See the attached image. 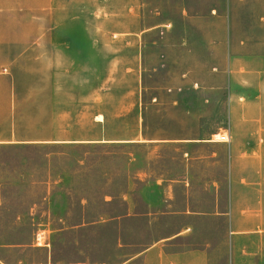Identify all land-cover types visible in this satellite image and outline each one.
<instances>
[{
    "label": "rangeland",
    "instance_id": "rangeland-1",
    "mask_svg": "<svg viewBox=\"0 0 264 264\" xmlns=\"http://www.w3.org/2000/svg\"><path fill=\"white\" fill-rule=\"evenodd\" d=\"M261 8L238 6V19L209 22L208 28L263 40L264 21L251 20L255 10L264 12ZM60 29L87 32L92 23H60ZM225 40L210 37L207 45H200L198 39H167L148 32L128 43L112 38L110 48L95 39L94 51L80 38L79 54L59 48V79L51 103L41 99L19 104L16 124L22 131H39L29 137L50 131L60 139L91 143L0 147V264H44V251L34 248H51V258L63 264H117L171 232L160 224L152 226L147 212L167 204L180 209L185 201L198 206L199 180L184 186L165 179L198 175L199 159L187 162L182 151L188 149L196 157L199 148L151 138L184 137L200 128L206 96L211 102L208 112L213 113L208 121L222 120L225 90L206 88L203 93L201 87L225 85L220 70ZM191 49L197 53L191 55ZM191 61H208L209 68L187 69ZM217 63L220 68L213 70L210 64ZM215 72L221 73L215 77ZM185 189L191 193L185 194ZM79 221L95 225L52 230ZM37 233L41 244H36ZM259 248L264 254V244H257Z\"/></svg>",
    "mask_w": 264,
    "mask_h": 264
},
{
    "label": "crops",
    "instance_id": "crops-1",
    "mask_svg": "<svg viewBox=\"0 0 264 264\" xmlns=\"http://www.w3.org/2000/svg\"><path fill=\"white\" fill-rule=\"evenodd\" d=\"M245 5L259 11L264 0H0V147L91 143L60 139L50 131L42 132L47 134L44 137H29L39 131H22L16 124L19 104L41 99L51 103L59 79V48L79 54L80 48H76L80 38L87 39L88 51H94L95 39L110 48L112 38L128 43L129 38L139 39L148 32L167 39L178 35L198 39L200 45H207L210 37L226 39L225 62L221 68L218 63L210 64L213 70L217 67L225 74V85L201 87L203 93L208 91L206 88H213L212 92L225 90L226 111L224 115L221 112L222 120L215 124L208 121L213 113L208 112L206 96L201 101L205 106L201 115L205 123L200 128L184 137L151 138L166 145L199 148L196 157L188 149L182 151L187 162L199 159L198 175L165 179L169 183L182 182L184 186L199 180V205L186 201L180 209L170 208V204L164 208L151 205L153 211L147 212L150 224L166 226L171 232L158 236L117 264H264L263 251L257 249V244H264V39L235 30L223 35L220 29L208 28L209 22L222 23L230 16L233 21L238 19L236 7ZM258 11L251 20L262 22L264 12ZM113 21L119 25H113ZM77 22L92 23V29L60 31V23ZM179 23H183V29H179ZM62 37L71 40L64 42ZM203 51L206 54L205 48ZM195 53L190 50L191 55ZM186 68L207 70L209 64L191 61ZM219 73L215 72V77ZM221 133L229 134L227 142L212 138ZM189 193L191 190L185 189V194ZM93 225L79 221L59 224L52 230ZM39 237L42 238L37 233L36 244H41L37 242ZM42 244H46L44 239ZM117 245L122 247V243ZM34 249L44 251V264H63L62 259L51 258V248Z\"/></svg>",
    "mask_w": 264,
    "mask_h": 264
},
{
    "label": "built area",
    "instance_id": "built-area-1",
    "mask_svg": "<svg viewBox=\"0 0 264 264\" xmlns=\"http://www.w3.org/2000/svg\"><path fill=\"white\" fill-rule=\"evenodd\" d=\"M214 139V138H213ZM216 140L227 142L229 140V134L227 133H221L218 138H215Z\"/></svg>",
    "mask_w": 264,
    "mask_h": 264
}]
</instances>
